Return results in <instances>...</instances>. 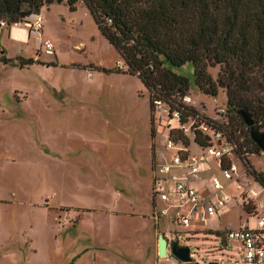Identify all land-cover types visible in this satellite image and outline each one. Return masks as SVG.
<instances>
[{"label": "rangeland", "instance_id": "rangeland-1", "mask_svg": "<svg viewBox=\"0 0 264 264\" xmlns=\"http://www.w3.org/2000/svg\"><path fill=\"white\" fill-rule=\"evenodd\" d=\"M77 1L74 11L53 3L27 18L41 17L38 31L23 23L0 29V264H63L77 253L74 264H185L170 251L158 257L159 235L178 236L193 254L189 264H239L238 244L226 246L224 231L254 226L264 215V189L247 173L241 197L228 187L235 199L219 221L192 227L202 231L152 220L151 158L161 136L149 94ZM13 27L26 31L25 42L9 38ZM172 71L189 80L197 109L215 117L225 108L224 91L197 90L191 64ZM208 72L215 78L218 67ZM247 159L264 174L263 153ZM61 227L70 231L66 251L54 239ZM27 232L35 252L24 258L18 245Z\"/></svg>", "mask_w": 264, "mask_h": 264}, {"label": "trees", "instance_id": "trees-1", "mask_svg": "<svg viewBox=\"0 0 264 264\" xmlns=\"http://www.w3.org/2000/svg\"><path fill=\"white\" fill-rule=\"evenodd\" d=\"M63 2L74 11L78 1L0 0V22L25 24L43 7ZM80 2L100 34L124 60L127 72L145 86L151 123L154 100L173 107L177 98L189 93V80L172 68L191 64L197 90L210 97L224 91L228 128L244 135V146L253 151L247 154L260 153L237 112L245 110L254 128L264 132V0ZM0 61L5 58L0 56ZM215 67L218 73L212 78L208 70ZM247 157L243 162L250 176L264 189V174L257 172Z\"/></svg>", "mask_w": 264, "mask_h": 264}, {"label": "built area", "instance_id": "built-area-1", "mask_svg": "<svg viewBox=\"0 0 264 264\" xmlns=\"http://www.w3.org/2000/svg\"><path fill=\"white\" fill-rule=\"evenodd\" d=\"M41 23L37 16L33 24L25 26L38 31ZM7 26L0 22V29ZM44 47L50 54V44L45 42ZM226 115V106L215 109V117L202 107L197 109L190 94L177 98L173 107L153 101L152 124L157 121L159 131H155L161 136V150L153 154L150 169L151 218L156 224L164 220L186 234L202 231L192 227L219 221L226 214L235 199V193L227 192L229 186L242 196L249 184L242 179L249 174L243 162L248 154L241 133L228 128ZM166 240L168 245L173 241L179 245L178 236ZM224 241L226 246L229 241L238 244L239 264H264V215L255 216L253 227L247 222L235 229L227 226Z\"/></svg>", "mask_w": 264, "mask_h": 264}, {"label": "water", "instance_id": "water-1", "mask_svg": "<svg viewBox=\"0 0 264 264\" xmlns=\"http://www.w3.org/2000/svg\"><path fill=\"white\" fill-rule=\"evenodd\" d=\"M237 114L242 119L244 125L248 128L250 140L257 146L261 153L264 154V132L258 131L253 126L251 116L245 110H239ZM174 261L189 264L192 260L188 247L179 246L177 241L168 245L167 240L159 235L157 237V255L159 258H166L168 253ZM207 264H219L217 262H208Z\"/></svg>", "mask_w": 264, "mask_h": 264}, {"label": "crops", "instance_id": "crops-1", "mask_svg": "<svg viewBox=\"0 0 264 264\" xmlns=\"http://www.w3.org/2000/svg\"><path fill=\"white\" fill-rule=\"evenodd\" d=\"M24 27H26L25 24H24ZM1 30H2V32L6 31V29H1ZM8 34H9V38H11L14 41H19V42L23 43V42H25L27 40L26 31L23 30V29H20V28H14L13 27L12 29H10L8 31ZM71 231H72V229H71ZM29 233L30 232H27V236L25 237L26 240L24 242V245L23 246L18 245L19 253L21 254V257L24 256V258H26L27 252H35V249H34V246H33V240L29 236ZM68 236H70V231L69 232L67 231V227H61L60 231L57 232V235H54V239H58L60 241L59 245L62 246L64 251L67 250L63 246H64V243L66 244L67 242H69L67 240ZM78 238H79V236L76 235L75 243H74L75 246H77V244H78V240H79ZM24 249L26 250V254L23 251ZM79 255L80 254L77 253L71 259H70V256H68V258L64 259V263L63 264H74V263H77V261L79 260ZM81 256H82V254L80 255V257ZM24 258H23V261H25Z\"/></svg>", "mask_w": 264, "mask_h": 264}]
</instances>
